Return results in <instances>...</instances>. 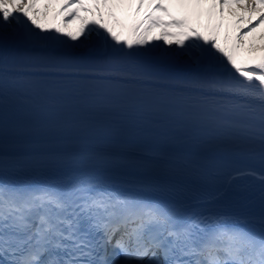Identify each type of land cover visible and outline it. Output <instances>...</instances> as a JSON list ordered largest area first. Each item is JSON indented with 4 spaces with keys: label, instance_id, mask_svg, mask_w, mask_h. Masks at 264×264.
Returning a JSON list of instances; mask_svg holds the SVG:
<instances>
[{
    "label": "snow or ice",
    "instance_id": "1",
    "mask_svg": "<svg viewBox=\"0 0 264 264\" xmlns=\"http://www.w3.org/2000/svg\"><path fill=\"white\" fill-rule=\"evenodd\" d=\"M38 3L0 0V264H264V232L241 227L243 218L118 193L106 172L131 163L160 176L196 174L208 167L209 152L264 165V58L241 66L216 38L225 9L243 0H210L207 9L205 0H175L179 16L165 0H135L137 16L148 9L132 26L141 37L153 27L186 29L160 37H185L175 42L179 51L161 57H187L193 74L180 79L148 62L155 45L121 41L104 23L102 9L115 19L124 0H93L92 7L62 0L61 13L78 18L94 7L100 14L81 27L80 40L59 27L46 30L36 18ZM257 4L264 0L249 7ZM201 14L210 22L218 17L210 24L214 35L190 26ZM69 81L102 95L68 108L48 86ZM153 98L176 100L185 110L147 102ZM9 137L27 150L16 165L77 171L35 187L12 182L3 175ZM129 150L139 154L135 160L119 155ZM259 179L264 184V175Z\"/></svg>",
    "mask_w": 264,
    "mask_h": 264
},
{
    "label": "bare ground",
    "instance_id": "2",
    "mask_svg": "<svg viewBox=\"0 0 264 264\" xmlns=\"http://www.w3.org/2000/svg\"><path fill=\"white\" fill-rule=\"evenodd\" d=\"M87 1H90L88 7H92L91 5H93V0ZM254 2L255 0L252 3L250 0H243V3L233 5L231 8L225 9V18H232L233 28H236V24H234V21L238 19V17L242 16L243 18H248L244 22V25L239 28V30L234 31V35L238 36L236 44L235 46H233L232 51H227L233 56L236 63L241 66H251L261 58H264V47H261V49L258 50L256 49V51L242 49L243 53L249 51V54L247 53L245 55L241 54L240 49L242 48L241 46L246 43L247 38L253 36H258L260 38L262 33H264V23H259V21L255 22V18H258L260 15H264V5L257 4L255 8L249 7V5L253 4ZM165 3L170 6V10L173 13L180 12V10L174 6L175 0H166ZM127 4L128 1L126 2V5ZM39 7L40 4L38 3L37 8L40 12L41 9ZM102 11L105 17L104 23L106 22L107 18L109 25L108 27L111 26L112 29H115V25L112 22L113 19L108 15V10L102 9ZM84 13H91L95 17L100 18V14L95 10L94 7L91 12L82 11V14ZM124 14V21L128 22L132 18V15L129 12ZM194 16L195 15H193L191 18H194ZM252 18L254 19V21L250 22L249 20ZM257 24H259L258 27H256ZM57 27L61 28V23H56L49 30H54ZM249 29L254 30L249 31ZM240 31L241 33L238 35ZM154 35L156 36V34ZM62 39L66 40L69 44H72L70 43V39L66 35L62 36ZM96 39V37L92 38L90 43L95 44ZM169 40L172 42L168 44L167 48H163L162 46L160 48V46H158L156 43L154 45L160 53H164V51L169 50L179 51L178 46L175 43L178 38L175 35H171ZM262 40L263 39H260V42H262ZM161 57L162 55L156 53L153 57L149 58L148 62L152 64L155 68H157L163 76L180 79L193 74V66L188 62L186 57H182L178 62L174 63H164ZM210 167H216L220 170H227L229 172L231 171V169L220 167L214 163L208 164V167L205 169H208ZM242 173L245 172H232L226 176H223L224 187L219 192L223 193V195L219 196V198H216V194L211 197H206L199 200L196 204L192 205L194 211L198 214L203 215L220 214L226 217H254L256 219H261V217L264 216V184H262L259 179V176L261 175L251 176Z\"/></svg>",
    "mask_w": 264,
    "mask_h": 264
},
{
    "label": "rangeland",
    "instance_id": "3",
    "mask_svg": "<svg viewBox=\"0 0 264 264\" xmlns=\"http://www.w3.org/2000/svg\"><path fill=\"white\" fill-rule=\"evenodd\" d=\"M129 2V0H124V3L121 5H118L117 7H115L116 12H120L118 15L115 13V19H113V24L116 27V30L119 29V23H117V21H119L120 16L125 12V3ZM61 2L62 0H52L51 3H49V0H39V4H40V12H39V16H37V20L39 23H41L45 29H49L54 23H58L61 22L62 28L64 30V33H68L71 32L73 33L77 40L83 39V35L80 31L82 26H85V22L88 20H99L100 18L95 17L94 15H92L91 13H84L82 14V11H80L78 13V18L73 17L72 15H68L65 13H61L60 12V6H61ZM131 8L133 9V12L131 13V15H134V13L136 14L135 11V0H132L131 3ZM206 8V6H205ZM113 11L115 12V10L113 9ZM148 11L147 8L142 9L139 16H137V19L142 18L145 15V12ZM218 17H214L213 21H209V23H215V20ZM254 18V17H253ZM250 19V22H253L254 19ZM248 18H243L242 16L238 17V19H236L234 22V24H236V30H239V28H241L244 25V22L247 20ZM255 22L258 21V18H255ZM238 23V24H237ZM232 18L230 20V17L225 18L224 20V26H222L219 29L218 35L216 36L217 41L219 43V45L224 48L225 50H227V46L230 43V38L233 34V30H232ZM87 26H91V25H87ZM198 29L199 32H201V25L198 27H195ZM186 30H177V29H171V28H160V27H153L151 29L148 30V32L141 37L140 34L138 33V37L139 38H143L147 41V43L149 45H154L155 43L164 48L168 46V44H170L172 41L169 40L171 35H165L163 36V39L158 38L157 40L152 38V35L156 34V36L161 35L163 32H169V33H176L179 34L181 32H184ZM241 33V31L239 32ZM212 34L214 35L215 33L212 32ZM155 36V37H156ZM178 39H185V37L183 35H175ZM227 37V38H226ZM260 39H263L262 42H260ZM70 43H73L71 40H69ZM187 42V41H186ZM261 47H264V33H262V35L260 36V38L258 36H253L250 38H247L246 43L243 44L242 48L243 49H247L250 51H256V49H261ZM165 52V51H164Z\"/></svg>",
    "mask_w": 264,
    "mask_h": 264
},
{
    "label": "trees",
    "instance_id": "4",
    "mask_svg": "<svg viewBox=\"0 0 264 264\" xmlns=\"http://www.w3.org/2000/svg\"><path fill=\"white\" fill-rule=\"evenodd\" d=\"M161 37V36H160Z\"/></svg>",
    "mask_w": 264,
    "mask_h": 264
}]
</instances>
